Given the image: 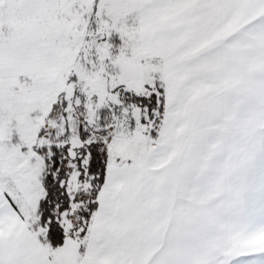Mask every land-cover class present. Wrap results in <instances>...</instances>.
<instances>
[{
    "label": "snow or ice",
    "instance_id": "obj_1",
    "mask_svg": "<svg viewBox=\"0 0 264 264\" xmlns=\"http://www.w3.org/2000/svg\"><path fill=\"white\" fill-rule=\"evenodd\" d=\"M0 264H264V0H0Z\"/></svg>",
    "mask_w": 264,
    "mask_h": 264
}]
</instances>
